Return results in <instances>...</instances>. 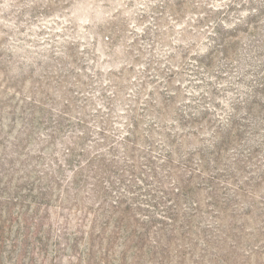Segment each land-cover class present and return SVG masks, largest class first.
I'll list each match as a JSON object with an SVG mask.
<instances>
[{"label":"rangeland","instance_id":"rangeland-1","mask_svg":"<svg viewBox=\"0 0 264 264\" xmlns=\"http://www.w3.org/2000/svg\"><path fill=\"white\" fill-rule=\"evenodd\" d=\"M0 264H264V0H0Z\"/></svg>","mask_w":264,"mask_h":264},{"label":"trees","instance_id":"trees-1","mask_svg":"<svg viewBox=\"0 0 264 264\" xmlns=\"http://www.w3.org/2000/svg\"><path fill=\"white\" fill-rule=\"evenodd\" d=\"M258 11V9L254 8L247 10L237 22L232 24H226L225 22L210 24V31H208L207 35L211 39L212 44L205 50L194 54L197 57L195 62L203 64L202 60H208L214 53L230 57L233 53V48L237 45L238 33L243 32V27L253 26L252 22L256 18ZM231 118L234 117L232 116ZM212 147H216V142H214Z\"/></svg>","mask_w":264,"mask_h":264}]
</instances>
